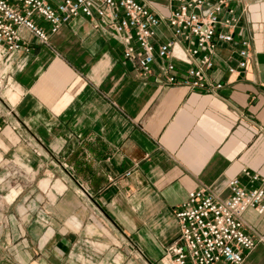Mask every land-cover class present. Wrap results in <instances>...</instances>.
<instances>
[{
    "label": "crops",
    "instance_id": "obj_1",
    "mask_svg": "<svg viewBox=\"0 0 264 264\" xmlns=\"http://www.w3.org/2000/svg\"><path fill=\"white\" fill-rule=\"evenodd\" d=\"M143 1L160 13L178 4ZM236 10L234 38L250 36V58L234 75L226 60L238 45L214 52L215 94L164 84L158 71L142 78L122 43L83 16L48 44L21 28L29 51L0 47L11 123L0 134V264H172L164 253L189 191L225 197L230 178H264V0ZM170 35L162 23L157 40ZM243 220L262 241L242 264H264V213Z\"/></svg>",
    "mask_w": 264,
    "mask_h": 264
},
{
    "label": "built area",
    "instance_id": "obj_2",
    "mask_svg": "<svg viewBox=\"0 0 264 264\" xmlns=\"http://www.w3.org/2000/svg\"><path fill=\"white\" fill-rule=\"evenodd\" d=\"M241 1L178 0L169 13H160L143 0H0V47L29 51L21 28L48 44L50 34L62 24L83 16L122 43L123 57L134 63L142 78L158 71L164 84L215 94L223 83L211 76L214 52L238 45V59L226 60L228 73L234 75L246 69L250 58V36L239 30L240 39L234 38L240 21L236 7ZM40 19L48 24L47 29L39 24ZM162 23L171 35L158 41ZM177 59L186 67L176 65ZM9 124L0 104V134ZM13 173L18 175L16 169ZM248 178L249 186L230 178L225 197L203 186L187 193L175 209L179 235L164 253L172 264H242L245 255L262 241L244 223V214L250 209L264 213V178L256 173Z\"/></svg>",
    "mask_w": 264,
    "mask_h": 264
},
{
    "label": "rangeland",
    "instance_id": "obj_3",
    "mask_svg": "<svg viewBox=\"0 0 264 264\" xmlns=\"http://www.w3.org/2000/svg\"><path fill=\"white\" fill-rule=\"evenodd\" d=\"M1 205V204H0Z\"/></svg>",
    "mask_w": 264,
    "mask_h": 264
}]
</instances>
